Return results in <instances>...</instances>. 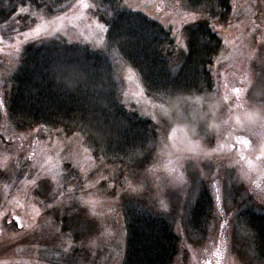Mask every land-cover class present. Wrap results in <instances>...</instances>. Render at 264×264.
Returning <instances> with one entry per match:
<instances>
[{
  "label": "rangeland",
  "instance_id": "obj_1",
  "mask_svg": "<svg viewBox=\"0 0 264 264\" xmlns=\"http://www.w3.org/2000/svg\"><path fill=\"white\" fill-rule=\"evenodd\" d=\"M232 1L230 22L216 29L223 47L211 68L214 91L209 112L216 126L212 141L199 136L195 120L178 117L169 103L149 96L138 72L120 57L115 65L123 102L164 128L165 136H159L148 156L110 162L95 157L80 135L66 136L62 129L40 127L18 130L3 116L0 264H43L37 257L40 236L54 243L46 251L50 260L44 264L63 262L70 248H77L79 255L70 264H121L127 236L124 206L129 200L137 208L146 204L172 221L180 236L172 264H264L241 213L243 208L264 212V179L254 169L242 168L234 154L237 147L230 148L231 140L242 133L249 135L250 149L259 150L264 144V63L256 56L264 40V4L261 0ZM98 3L71 0L57 14L28 9L35 19L19 30L27 36L16 32L14 39L5 38L0 26L2 103L19 61L21 42L54 37L95 49L103 47L108 27L97 15ZM124 5L160 21L180 49L185 44V26L194 15L196 21L201 17L186 0H125ZM234 88L242 91L237 94ZM203 133L211 131L204 128ZM231 181L243 182L241 209L230 198ZM202 185L209 190L211 207L196 230L190 222ZM65 215L67 220L62 219ZM56 216L67 225L81 221L79 226L75 224L77 241L63 232L62 221L56 224ZM7 219L22 231L7 228Z\"/></svg>",
  "mask_w": 264,
  "mask_h": 264
},
{
  "label": "trees",
  "instance_id": "obj_2",
  "mask_svg": "<svg viewBox=\"0 0 264 264\" xmlns=\"http://www.w3.org/2000/svg\"><path fill=\"white\" fill-rule=\"evenodd\" d=\"M70 1L0 0L1 33L5 38L14 39L12 35L17 32L14 29L23 31V26L35 19L28 14V9L57 14ZM186 1L193 10L207 7V11L197 12L210 21L209 24L204 19L195 21L203 39L195 46L188 45L187 50L175 46L171 32L160 21L125 6V0H98L97 15L108 27L101 48L54 37L21 42L22 51L10 76V89L4 103H0V133L5 116L18 130L40 127L62 129L66 136L80 135L95 157L110 162L137 159L141 154L148 156V149L159 136H165L164 128L159 121L128 108L123 102L115 65V59L120 57L138 72L149 96L169 103L178 117L195 120L199 136L212 141L216 137V126L209 112L214 91L211 68L223 47L216 29L230 22L233 1ZM20 7L27 9L26 14L17 15ZM204 128L211 133L205 135ZM228 192L232 202L241 209L243 182L231 181ZM47 203H43L45 208ZM139 207L131 200L124 206L127 236L121 264H172L180 243L172 221L146 204ZM210 207L209 190L202 185L191 215L192 228H201L199 223L209 215ZM48 209L54 211L53 207ZM241 211L254 234L259 260L264 262V212L253 208ZM55 219L56 224L63 222V232L69 233L71 240L79 237L75 228L81 224L80 220L67 225L57 216ZM62 219L67 220L68 215ZM8 220L7 228L17 233L22 231ZM36 241L41 243L37 257L44 264L50 260L46 251L50 252L54 243L44 236ZM3 248L8 246L4 244ZM70 249L68 260L62 259L58 264H70L72 259L78 258V249ZM51 253L55 257V253Z\"/></svg>",
  "mask_w": 264,
  "mask_h": 264
},
{
  "label": "snow or ice",
  "instance_id": "obj_3",
  "mask_svg": "<svg viewBox=\"0 0 264 264\" xmlns=\"http://www.w3.org/2000/svg\"><path fill=\"white\" fill-rule=\"evenodd\" d=\"M261 3L264 4V0H261ZM84 6L85 7H89L88 4H85ZM207 10H208L207 7H204L202 9H195L194 13H195V11L203 12V11H207ZM26 12H27V9H25L23 7H20L19 10H18L17 15H22V14H24ZM200 19H204L205 21H207V24H209V22H210L209 18L200 17ZM195 21H196V17L194 15L193 21L191 23H189L187 28L184 30L185 33L187 34V41H188L187 44L180 45V47L182 49H184V50H187L188 45L195 46L203 39V36L201 35L202 30H201L200 26ZM258 27L259 26H257V28ZM14 30H16L18 32V35H20V36H27L26 32H19L18 29H14ZM36 31H39V29H37ZM2 42H3V38L0 37V43H2ZM256 56L258 57V59L260 60L261 63H264V40H262L260 42V46H259V49L257 50ZM233 91L235 93L239 94L242 91V89L241 88H234ZM0 103H2V101H0ZM236 143L247 144L248 141L242 140L239 137H237L236 138ZM33 183H36V181H33ZM8 214H10V213H6V215H8ZM16 219L19 220L20 218L16 217ZM20 227L23 228L24 225L20 224Z\"/></svg>",
  "mask_w": 264,
  "mask_h": 264
},
{
  "label": "flooded vegetation",
  "instance_id": "obj_4",
  "mask_svg": "<svg viewBox=\"0 0 264 264\" xmlns=\"http://www.w3.org/2000/svg\"><path fill=\"white\" fill-rule=\"evenodd\" d=\"M246 136L249 137V135L242 133L239 138L248 141V138ZM234 140H231L230 148L235 150V148L237 147L234 154L239 158L237 159V161H239L238 164H240V166L245 170L254 169L255 172L253 173L261 175L264 179V144L260 147L259 150H252V147L250 149L249 144H246V146L244 147L245 144L239 143L240 147H238V145L235 144L236 140ZM8 221L10 222V219Z\"/></svg>",
  "mask_w": 264,
  "mask_h": 264
}]
</instances>
